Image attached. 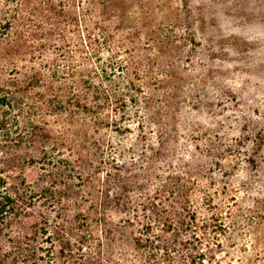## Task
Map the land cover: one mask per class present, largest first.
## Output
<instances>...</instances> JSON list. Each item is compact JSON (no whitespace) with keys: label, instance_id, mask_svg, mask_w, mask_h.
Segmentation results:
<instances>
[{"label":"rangeland","instance_id":"rangeland-1","mask_svg":"<svg viewBox=\"0 0 264 264\" xmlns=\"http://www.w3.org/2000/svg\"><path fill=\"white\" fill-rule=\"evenodd\" d=\"M0 33L19 44L0 48L4 77L78 98L43 117L64 139L55 169L26 144L0 155L35 192L6 237L140 264L139 234L176 257L191 236L203 264H264V0H0Z\"/></svg>","mask_w":264,"mask_h":264},{"label":"trees","instance_id":"trees-1","mask_svg":"<svg viewBox=\"0 0 264 264\" xmlns=\"http://www.w3.org/2000/svg\"><path fill=\"white\" fill-rule=\"evenodd\" d=\"M15 20L16 17L13 20H7L8 29L16 26ZM5 37L0 40V48L7 49L10 53L13 47L19 44L17 39ZM4 60V57L0 56V61L5 62ZM2 68H0V155L9 154L12 148L21 150L22 144H26L24 148L32 153L29 154L31 163L55 169L56 162H60L57 160L60 156L52 155V153L56 151L57 142L64 139L61 134L57 135L53 132L50 121L43 117L51 118L62 114L66 106L70 104V99L77 102L78 98L72 96L68 99L61 89L58 87L54 89L53 75H48L45 79L42 73L35 71L28 77L24 76L22 79L15 80L4 77L1 72ZM34 87L39 88V91H34ZM33 92L37 93L32 96ZM24 108L27 110L25 111ZM12 112L17 114L10 117ZM12 121H18L14 128L11 127ZM16 158L18 160L19 156L13 157L11 161L15 162ZM42 170L46 171V169ZM2 176L3 174L0 175V264H70L71 259L75 257V252L72 251V244L68 240L64 242V247L59 251L61 255H59L54 251L55 248L46 247L44 239L38 235L34 238L27 235H7L6 237V231L10 229L12 222L22 216L24 208L34 200L32 195L35 192L28 191L25 183L16 182V178ZM20 204L25 207H20ZM180 224L176 227L169 226V232H174L176 236L180 235L178 231L189 233L188 223L183 221ZM142 234L141 236L139 234L130 244V248L141 258L142 263L140 264H203L205 260L201 253L202 249L196 250L193 247L194 242L198 243L194 237L191 241V236H189L185 240L187 242L180 245L187 250V253L183 255L184 257H178L180 255L178 250H173L167 245L166 247L159 246L158 239L148 235L149 232ZM190 247L194 249V253L190 252ZM158 252L161 253L158 255ZM175 252H178L177 257Z\"/></svg>","mask_w":264,"mask_h":264}]
</instances>
